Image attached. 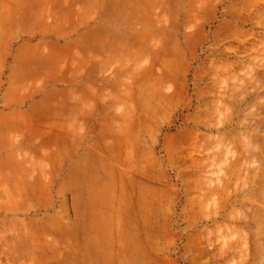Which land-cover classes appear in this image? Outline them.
<instances>
[{
    "label": "rangeland",
    "instance_id": "1",
    "mask_svg": "<svg viewBox=\"0 0 264 264\" xmlns=\"http://www.w3.org/2000/svg\"><path fill=\"white\" fill-rule=\"evenodd\" d=\"M65 8L0 0V264H264V0Z\"/></svg>",
    "mask_w": 264,
    "mask_h": 264
},
{
    "label": "crops",
    "instance_id": "2",
    "mask_svg": "<svg viewBox=\"0 0 264 264\" xmlns=\"http://www.w3.org/2000/svg\"><path fill=\"white\" fill-rule=\"evenodd\" d=\"M14 4L23 6L66 7L67 23L65 29L61 33L54 30L52 41L60 39L61 41L58 43L60 46L69 45L71 49L81 52H95L91 47L101 37L99 31L100 25L94 21H89L88 16L96 7L122 6L126 4V0H14ZM84 41L88 44V47L82 45ZM76 85H80V83L72 84L70 90L75 91L74 87Z\"/></svg>",
    "mask_w": 264,
    "mask_h": 264
},
{
    "label": "bare ground",
    "instance_id": "3",
    "mask_svg": "<svg viewBox=\"0 0 264 264\" xmlns=\"http://www.w3.org/2000/svg\"><path fill=\"white\" fill-rule=\"evenodd\" d=\"M262 103H263V102H262ZM252 111H253V110H252ZM261 112H262V111H261ZM257 113L259 114V112H257ZM263 114H264V113H263ZM263 114L261 113V115H263ZM255 115H256V114H255ZM251 122H252V121H251ZM262 122H264V121H262ZM262 122H260V123L258 122L257 126H260V125H261V126H264ZM254 123L256 124L257 122H254ZM248 124H249V123H248ZM252 126H253V124H252ZM261 126H260L259 128L255 127V129H256V128L259 129V132H260V128H261V131L264 130V128L261 127ZM253 131H254V130H253ZM241 138H242V137H241ZM256 138H257V137H256ZM246 139H248V137H247ZM263 139H264V137H263ZM263 139H262V140H263ZM242 140H243V139H242ZM258 140H261V139H258ZM253 141H255V140H253ZM255 142H256V141H255ZM260 142H262V141H260ZM241 143H242V142H241ZM252 143H254V142H252ZM242 144L245 145L246 143H242ZM247 144H248V143H247ZM248 145H249V144H248ZM262 145H264L263 142H262ZM262 145H261V146H262ZM254 146H255V144H254ZM254 146H253V147H254ZM243 147H244V146H243ZM247 147H248V146L245 147V150L248 149L247 151H249L250 148H247ZM253 147L251 148L252 151H253ZM254 148L256 149V148H258V146H257V147H254ZM261 149L263 150V148H261ZM256 150H258V149H256ZM256 150H254V151L256 152ZM262 150H260V152H262ZM247 151H246V152H247ZM254 151H253V152H254ZM253 152H252V154L254 155L255 153H253ZM244 153H245V152H244ZM247 153H249V152H247ZM258 153H259V152H257L256 154H258ZM226 154H227V152H226ZM230 154H231V153H230ZM254 156H256V155H254ZM258 156H259V155H258ZM258 156H257V158H259ZM261 156H263V152H262V155H261ZM254 158H255V157H254ZM254 158H253V156H252V159H254ZM249 159H251V158H249ZM249 159H248V160H249ZM252 159H251V163L249 162L250 164H254V160H253V163H252ZM256 160H258V159H256ZM244 161H245V160H244ZM249 161H250V160H249ZM261 161H262V160H261ZM255 162H257V161H255ZM259 162H260V161H259ZM245 163H246V161H245ZM249 163H248V165H249ZM259 164H260V163H259ZM261 164H262V163H261ZM244 165H245V164H244ZM255 166H256V165H255ZM255 166H254V167H255ZM248 167H250V166H248ZM245 168H246V167H245ZM250 168H253V166H251ZM250 168H249V169H250ZM261 168H262V166H261ZM249 169H248V171H249ZM253 169H254V168H253ZM250 170H251V169H250ZM259 171H263V170H262V169H261V170L259 169ZM250 173H251V171H250ZM250 173H249V175H250ZM263 173H264V172H263ZM263 173H261V174H263ZM245 175H246V174H245ZM257 175H258V178H259V177H260V174L258 173ZM263 175H264V174H263ZM263 175L261 176L262 178H264ZM246 178H247V177H246ZM248 179H249V178H248ZM248 179H247V180H248ZM260 179H261V178H259V181H260ZM245 180H246V179H245ZM250 180H251V179H250ZM250 180H249V181H250ZM262 180H264V179H262ZM262 180H261V181H262ZM261 181H260V182H261ZM245 182H246V181H245ZM262 182H263V181H262ZM243 183H244V181H243ZM257 183H258V182H257ZM244 184H246V183H244ZM244 184H243L242 186H244ZM255 184H256V183H255ZM255 184H254V185H255ZM259 184H260V183H259ZM247 185H248V184H247ZM257 185H258V184H257ZM257 185H256V186H257ZM263 185H264V183H263ZM263 185H262V187H263ZM242 186H241V188H242ZM244 187H245V186H244ZM247 187H248V186H247ZM257 187H260V185L257 186ZM262 187H261V188H262ZM261 188H260V189L258 188V192H259V195L263 194V196L261 195V198H260V199H263V197H264V190H263L264 187H263V189H261ZM243 189H244V188H243ZM218 190H219V189H218ZM240 191H243V190L241 189ZM254 192H256V193H257L256 196H258V192H257L256 189H255ZM260 192H261V193H260ZM251 193H252V192H251ZM213 196H214V195H213ZM212 198H213V197H212ZM258 198H259V197H258ZM244 199H246V198H244ZM247 202H248V201H247ZM242 203H243V202H242ZM244 203H245V202H244ZM244 203H243V205H244ZM238 204H239V203H238ZM258 204L260 205V203H258ZM258 204H257V205H258ZM263 207H264V206H263ZM251 208H252V207H251ZM254 208H255V207H254ZM256 208H257V207H256ZM261 208H262V206H261ZM262 209H264V208H262ZM257 210H258V209H257ZM256 212H257V211H256ZM259 212H260V210H259ZM259 212H257V214H256L255 212H253V215H254V213H255V215H254L255 217L253 216V218L251 217V219H250V220H252V219H254V218H257L256 216L259 217V219L257 218L258 220H257V219L254 220V221L257 220V222H258V223L256 222V224L254 223L256 226H258V224H261V222H263V221H261V220L264 219V213H263V216H262V213L260 214ZM263 212H264V210H263ZM251 213H252V212H251ZM258 213H259V215H258ZM248 215H249V214H248ZM260 215H261V216H260ZM248 217H249V216H248ZM260 217H262L263 219L260 218ZM245 218H246V217H245ZM242 220H243V218H242ZM250 220L248 221V219H247V222H250ZM243 221H245V220H243ZM254 221H253V222H254ZM259 222H260V223H259ZM245 223H246V222H245ZM245 223H244V224H245ZM251 223H252V222H251ZM251 223H250V224H251ZM247 224H248V226H249V223H246V226H247ZM254 224H253V227L256 228V226H254ZM251 225H252V224H251ZM262 225H264V224H261V226H262ZM248 226H247V227H248ZM243 227H244V226H243ZM253 227H252V228H253ZM245 228H246V227H245ZM250 228H251V226L249 227V229H250ZM261 228H263V227L258 226V229H256V231L259 230V231H257V233H258V232H259V233H258V234L256 233V235L254 234V232H256V231H254V229H252L253 234H254L253 236H255V237L257 236V238H258V236H259V237L262 238V236H264V235L260 234ZM247 230H248V229H247ZM248 231H249V230H248ZM249 232H250V231H249ZM261 232H263V231H261ZM250 233H251V232H250ZM259 234H260L261 236H260ZM253 236H252V238H253ZM246 237H247V236H246ZM255 237H254V238H255ZM244 238H245V236H244ZM250 238H251V237H250ZM261 238H259L258 240H260ZM245 239H246V238H245ZM261 240H262V239H261ZM254 241H256V240L254 239ZM256 242H257V241H256ZM256 242H255V243H256ZM259 242H260V241H259ZM250 243H251V241H250ZM261 244L263 245L264 243L261 242ZM257 245L259 246V243H258ZM257 245H256V246H257ZM256 246H255V247H256ZM260 247H261V246H260ZM17 248H18V247H17ZM256 248H257V247H256ZM14 250H15V249H14ZM14 250H13V251H14ZM256 250H257V249H256ZM201 251H202V250H201ZM262 252H264V251L262 250ZM262 252L259 251L260 254H261ZM257 253H258V252H257ZM259 253H258V254H259ZM17 254H18V253H17ZM258 254H257V255H258ZM261 255H262V254H261ZM258 256H259V255H258ZM254 257H257V256H254ZM259 261H260V260H259Z\"/></svg>",
    "mask_w": 264,
    "mask_h": 264
}]
</instances>
